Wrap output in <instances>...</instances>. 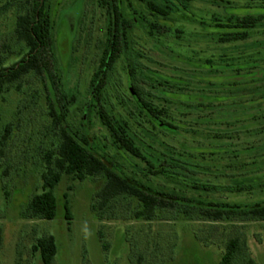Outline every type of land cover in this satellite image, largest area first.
<instances>
[{"label": "rangeland", "instance_id": "1", "mask_svg": "<svg viewBox=\"0 0 264 264\" xmlns=\"http://www.w3.org/2000/svg\"><path fill=\"white\" fill-rule=\"evenodd\" d=\"M29 1L0 0V68L25 53L15 28ZM152 1L169 7V15H153L145 1L123 0L128 39L100 104L128 127L138 158L115 144L92 95L108 44L106 10L98 0H49L63 93L74 98L66 125L119 172L154 191L203 202L264 201V77L251 75L264 71V0H193L187 9L176 0ZM249 14L263 19L247 39L220 41L218 24ZM236 76L244 81L233 87ZM48 98L34 74L0 92V264H41L33 246L45 236L58 247L54 264H220L226 242L238 234L246 248L236 264H264V222L165 220L170 210L159 211L163 220L136 221L138 201L129 196L95 209L103 176H64L55 188L56 218H24L29 200L43 190L49 154L61 143ZM139 100L165 110L155 124L172 128H155ZM8 126L11 135L3 143ZM151 166L167 172L156 175ZM238 185L245 191L237 192ZM214 224L219 229L212 230Z\"/></svg>", "mask_w": 264, "mask_h": 264}, {"label": "trees", "instance_id": "2", "mask_svg": "<svg viewBox=\"0 0 264 264\" xmlns=\"http://www.w3.org/2000/svg\"><path fill=\"white\" fill-rule=\"evenodd\" d=\"M139 1L147 2L153 15H169V7L163 8L152 0ZM176 1L184 9H187L189 3L193 0ZM48 3L49 0H34V2L30 0L29 7L25 12L17 16L15 34L17 39L24 44L26 50L18 61L9 67L0 68V92L5 91V88L9 85L20 83L30 74L42 79L45 89L49 93V116L52 118L55 128L59 130L61 137L57 152L49 154L46 171L42 174L43 190L29 200L23 211V217L33 220H54L57 216L58 208L55 188L64 176L79 181L103 176L105 184L97 193L96 198L99 203L95 209L103 210L117 198L129 196L138 201L134 217L136 221H159L162 218V216H159V211L170 210L174 211V213L166 216L169 218L165 220H178L179 218L193 220L198 217L213 223H231L234 221L264 222V201L253 205L203 202L186 196L154 191L143 183L119 172L111 162L94 151L88 138H80L66 125L69 107L72 105L74 98L71 97L69 99L63 93L62 75L58 70L54 46L53 32L55 22ZM98 4L102 9L106 10L110 23L108 44L103 52L99 69L94 74L91 83L92 95L96 101L95 107L102 124L111 134L115 144L122 150L139 158L142 157V154L128 127L113 117L104 107H100L109 77L127 43L130 22L126 19L122 10L123 0H98ZM262 19L263 16L256 17L253 14H249L246 17L238 18L234 22L230 20V23L218 24L217 29L221 31L222 35L220 41L228 43L247 39L250 31L256 28ZM251 75L253 77L252 80L263 79L264 71L253 72ZM235 78L237 76L231 80L232 82L235 81L232 85L233 87H238L240 81L244 80ZM131 89L133 92L136 91L134 86H131ZM139 102L151 124L157 128L156 125L158 124H155V121L165 117V110L154 108L143 100H139ZM203 103L200 100V106ZM162 127L172 128L168 123H162ZM10 135L11 127L8 126L2 137L3 143L7 142ZM150 171L156 175H163L167 172V169L164 166H151ZM261 187L262 185L259 184V188ZM245 189L242 185L236 186L237 192H243ZM68 205L69 202L67 200V218L70 217ZM211 229L219 228L214 224ZM201 238L203 239V237H200V240H202ZM202 241L206 245L208 244V241ZM2 245L3 239L0 230V251ZM245 248V240L241 239L239 234L232 237L226 242L220 264H236L238 256L242 254ZM33 251L37 254L41 264H54L58 247L52 236H45L37 240L33 246ZM243 264H255V262L248 259Z\"/></svg>", "mask_w": 264, "mask_h": 264}, {"label": "water", "instance_id": "3", "mask_svg": "<svg viewBox=\"0 0 264 264\" xmlns=\"http://www.w3.org/2000/svg\"><path fill=\"white\" fill-rule=\"evenodd\" d=\"M157 124H158L159 126H162V123L157 122Z\"/></svg>", "mask_w": 264, "mask_h": 264}]
</instances>
